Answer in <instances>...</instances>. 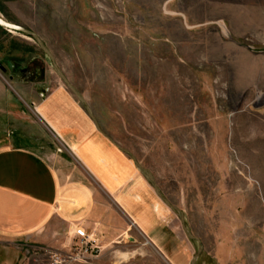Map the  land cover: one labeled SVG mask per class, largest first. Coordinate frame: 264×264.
<instances>
[{"label":"rangeland","instance_id":"1","mask_svg":"<svg viewBox=\"0 0 264 264\" xmlns=\"http://www.w3.org/2000/svg\"><path fill=\"white\" fill-rule=\"evenodd\" d=\"M0 20V144L34 134L32 90H74L174 219L166 254L131 230L64 264H264V0H0Z\"/></svg>","mask_w":264,"mask_h":264},{"label":"crops","instance_id":"2","mask_svg":"<svg viewBox=\"0 0 264 264\" xmlns=\"http://www.w3.org/2000/svg\"><path fill=\"white\" fill-rule=\"evenodd\" d=\"M30 95L37 121L26 128L34 134L0 144V264H20L21 247L68 253L77 228L102 249L136 230L164 250L174 219L150 179L108 142L72 92L56 87L42 98L39 89Z\"/></svg>","mask_w":264,"mask_h":264},{"label":"built area","instance_id":"3","mask_svg":"<svg viewBox=\"0 0 264 264\" xmlns=\"http://www.w3.org/2000/svg\"><path fill=\"white\" fill-rule=\"evenodd\" d=\"M69 251L68 253L53 254L51 257L53 264L88 261L97 258L101 252L97 238L80 228L74 232V244Z\"/></svg>","mask_w":264,"mask_h":264},{"label":"water","instance_id":"4","mask_svg":"<svg viewBox=\"0 0 264 264\" xmlns=\"http://www.w3.org/2000/svg\"><path fill=\"white\" fill-rule=\"evenodd\" d=\"M0 27H4V26H2L1 24H0ZM9 27V26H8ZM8 27H4V28H8ZM73 91V93L75 94V95H77V93L74 91V90H72ZM78 97V96H77ZM79 99V98H78ZM80 101V100H79ZM137 167V169L139 170V171H141L142 172V170L138 167V166H136ZM142 173H144V172H142ZM148 177V176H147Z\"/></svg>","mask_w":264,"mask_h":264},{"label":"bare ground","instance_id":"5","mask_svg":"<svg viewBox=\"0 0 264 264\" xmlns=\"http://www.w3.org/2000/svg\"><path fill=\"white\" fill-rule=\"evenodd\" d=\"M0 24L2 25V26H4V27H8L4 22H2L1 20H0Z\"/></svg>","mask_w":264,"mask_h":264}]
</instances>
